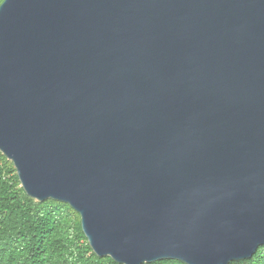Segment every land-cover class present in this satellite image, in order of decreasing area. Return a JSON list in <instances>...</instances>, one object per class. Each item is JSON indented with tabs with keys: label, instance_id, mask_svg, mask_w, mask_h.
I'll list each match as a JSON object with an SVG mask.
<instances>
[{
	"label": "water",
	"instance_id": "obj_1",
	"mask_svg": "<svg viewBox=\"0 0 264 264\" xmlns=\"http://www.w3.org/2000/svg\"><path fill=\"white\" fill-rule=\"evenodd\" d=\"M0 151L98 256L264 245V0H4Z\"/></svg>",
	"mask_w": 264,
	"mask_h": 264
},
{
	"label": "trees",
	"instance_id": "obj_2",
	"mask_svg": "<svg viewBox=\"0 0 264 264\" xmlns=\"http://www.w3.org/2000/svg\"><path fill=\"white\" fill-rule=\"evenodd\" d=\"M3 161L10 163L0 153V264H122L93 251L81 220H77L75 232L72 227L64 225L62 219L69 210L78 212L69 203L49 198V201L37 205L28 198L30 196L23 187L17 188L18 176H9L10 170L1 166ZM263 250L264 245L253 257L229 264H257ZM143 264L186 263L161 259Z\"/></svg>",
	"mask_w": 264,
	"mask_h": 264
},
{
	"label": "rangeland",
	"instance_id": "obj_3",
	"mask_svg": "<svg viewBox=\"0 0 264 264\" xmlns=\"http://www.w3.org/2000/svg\"><path fill=\"white\" fill-rule=\"evenodd\" d=\"M0 153L1 154H3L1 151H0ZM4 155V154H3ZM5 156V155H4ZM6 157V156H5ZM7 158V157H6ZM8 159V158H7ZM9 160V162L10 163H4V161L3 162H1V166L3 167V168H7V171L8 170H10V173H9V176H11V177H16V176H18V173H17V170H16V167H15V165H14V163L10 160V159H8ZM19 178V177H18ZM19 181H20V179H19ZM20 187H22V184H21V181H20V183L17 185V188H20ZM29 196V195H28ZM28 198H30V199H32L33 200V202L34 203H36L37 205H42L43 203H45L46 201H49L48 199H46V200H43V201H41V200H38V199H36V198H34V197H28ZM63 220V222H64V225L65 226H70V227H72V230H73V232H75V228H74V226H75V224H76V222H77V220L80 222V220H81V216H80V214L78 213V212H73V210H69L68 211V214L65 216V219L63 218L62 219ZM86 236V235H85ZM89 242V241H88ZM94 251V250H93ZM101 257H104V256H101ZM106 257V256H105ZM53 259H54V257H53ZM174 260H177V259H174ZM181 261V260H180ZM155 262V261H154ZM183 262V261H182ZM148 263H153V262H148ZM185 263V262H184ZM257 264H264V250L262 251V256L261 257H259V259H258V261L256 262Z\"/></svg>",
	"mask_w": 264,
	"mask_h": 264
},
{
	"label": "snow or ice",
	"instance_id": "obj_4",
	"mask_svg": "<svg viewBox=\"0 0 264 264\" xmlns=\"http://www.w3.org/2000/svg\"><path fill=\"white\" fill-rule=\"evenodd\" d=\"M0 2H2V0H0Z\"/></svg>",
	"mask_w": 264,
	"mask_h": 264
}]
</instances>
